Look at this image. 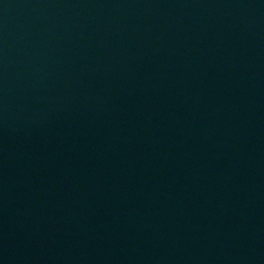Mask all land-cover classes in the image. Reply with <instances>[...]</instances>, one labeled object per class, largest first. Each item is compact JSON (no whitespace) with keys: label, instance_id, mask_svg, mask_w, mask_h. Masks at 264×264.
<instances>
[{"label":"water","instance_id":"obj_1","mask_svg":"<svg viewBox=\"0 0 264 264\" xmlns=\"http://www.w3.org/2000/svg\"><path fill=\"white\" fill-rule=\"evenodd\" d=\"M0 264H264V0H0Z\"/></svg>","mask_w":264,"mask_h":264}]
</instances>
